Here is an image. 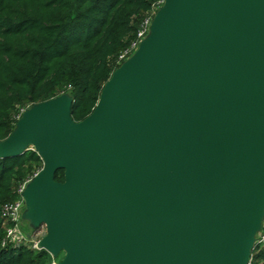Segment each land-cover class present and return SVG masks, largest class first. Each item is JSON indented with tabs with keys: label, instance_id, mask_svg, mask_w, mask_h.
I'll return each mask as SVG.
<instances>
[{
	"label": "water",
	"instance_id": "95a60500",
	"mask_svg": "<svg viewBox=\"0 0 264 264\" xmlns=\"http://www.w3.org/2000/svg\"><path fill=\"white\" fill-rule=\"evenodd\" d=\"M32 104L22 221L54 264H249L264 221V0H162L92 112ZM63 170L64 181L55 179ZM30 234H28L29 236Z\"/></svg>",
	"mask_w": 264,
	"mask_h": 264
},
{
	"label": "trees",
	"instance_id": "16d2710c",
	"mask_svg": "<svg viewBox=\"0 0 264 264\" xmlns=\"http://www.w3.org/2000/svg\"><path fill=\"white\" fill-rule=\"evenodd\" d=\"M162 0H0V141L14 129L20 110L63 93L72 97L78 122L94 109L119 55ZM42 168L33 149L0 158V209L19 198L18 188ZM55 179L64 181L63 170ZM0 264H53L28 243L2 246ZM249 264H264V243Z\"/></svg>",
	"mask_w": 264,
	"mask_h": 264
},
{
	"label": "built area",
	"instance_id": "2783aa9c",
	"mask_svg": "<svg viewBox=\"0 0 264 264\" xmlns=\"http://www.w3.org/2000/svg\"><path fill=\"white\" fill-rule=\"evenodd\" d=\"M151 19L152 18L148 17L144 20L142 24V28L137 34V40L132 42L129 48L125 49L119 55L118 60L120 63L133 53V51L137 48L139 41L147 34ZM24 110L25 109H21L20 114ZM27 182L28 180L25 181L18 188L19 198L14 202L4 204L0 209L2 224L5 228V235L1 241L2 246L7 243H13V244L28 243L33 248L37 249V242L41 239L34 237V234H30L28 236L29 233L24 232L22 228L23 221L21 215L24 207L22 191ZM257 243L259 244L264 243V221H263L262 229L258 234Z\"/></svg>",
	"mask_w": 264,
	"mask_h": 264
},
{
	"label": "rangeland",
	"instance_id": "374dc122",
	"mask_svg": "<svg viewBox=\"0 0 264 264\" xmlns=\"http://www.w3.org/2000/svg\"><path fill=\"white\" fill-rule=\"evenodd\" d=\"M23 231L26 232V233H29V234H34V237H37V238H42L43 235L45 234V227L44 226H40V228H38L37 230L33 231L28 223L26 221H23ZM64 253H60L58 255L57 258H54V263L58 262L59 260H61V258L63 257ZM53 263V264H54Z\"/></svg>",
	"mask_w": 264,
	"mask_h": 264
}]
</instances>
